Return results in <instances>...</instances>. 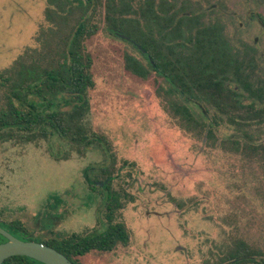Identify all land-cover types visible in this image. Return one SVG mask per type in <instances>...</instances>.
Listing matches in <instances>:
<instances>
[{"label": "rangeland", "instance_id": "obj_1", "mask_svg": "<svg viewBox=\"0 0 264 264\" xmlns=\"http://www.w3.org/2000/svg\"><path fill=\"white\" fill-rule=\"evenodd\" d=\"M185 1L217 23L240 54L253 56L264 81V0ZM47 6L48 0H0V70L39 46ZM97 7L101 28L88 44L95 86L83 122L89 132L106 135L117 155L112 188L132 199L123 200L115 220L127 226L130 240L88 252L78 263L216 264L245 240L261 251L247 264H264V155L210 146L204 130L184 129L151 83L125 68L126 53L146 60L107 31L103 0ZM187 104L203 119L197 104ZM236 133L226 125L217 131L220 138ZM252 133L264 142V121ZM110 164L99 143L77 146L58 136L0 141V225L20 221L38 240L103 229L106 193L92 191L84 171L93 167L89 177L99 186L100 167Z\"/></svg>", "mask_w": 264, "mask_h": 264}, {"label": "trees", "instance_id": "obj_2", "mask_svg": "<svg viewBox=\"0 0 264 264\" xmlns=\"http://www.w3.org/2000/svg\"><path fill=\"white\" fill-rule=\"evenodd\" d=\"M101 1L48 0V27L37 37L39 46L25 49L0 70V141L37 142L58 136L77 146L99 143L110 153L112 164L100 167L103 185L90 180L88 170L93 167L84 171L89 188L106 193V226L48 242L76 264L79 256L110 251L118 242L130 240L127 226L115 220L123 200L132 199L112 188L117 155L106 135L89 132L83 122L90 108L88 91L95 86L88 44L101 28L96 20ZM176 2L103 0L107 31L118 38L117 33L129 36L131 40L121 39L146 60L126 53L125 68L151 83L166 101L163 108L184 129L204 130L210 146L264 155V142H257L252 133L253 125L264 121V81L255 73L253 56L240 54L216 27L201 24L189 7H177ZM187 103L197 104L203 119L194 117ZM223 125L237 133L220 138L217 131ZM13 225L25 227L20 221ZM258 257L261 251L239 240L216 264H247ZM9 259L18 260L14 264H28L25 259L44 264L23 255Z\"/></svg>", "mask_w": 264, "mask_h": 264}, {"label": "water", "instance_id": "obj_3", "mask_svg": "<svg viewBox=\"0 0 264 264\" xmlns=\"http://www.w3.org/2000/svg\"><path fill=\"white\" fill-rule=\"evenodd\" d=\"M121 38L131 40L123 33H117ZM103 185L102 182H98ZM0 234L5 236L8 241L0 243V264L7 258L14 255H23L35 259L44 264H75L62 252L54 247L36 241H24L9 233L0 226Z\"/></svg>", "mask_w": 264, "mask_h": 264}, {"label": "flooded vegetation", "instance_id": "obj_4", "mask_svg": "<svg viewBox=\"0 0 264 264\" xmlns=\"http://www.w3.org/2000/svg\"><path fill=\"white\" fill-rule=\"evenodd\" d=\"M176 6L177 7H187V8L189 7L188 6V2H186L185 0H177ZM189 10L193 14V16H195L196 18L199 19L201 24L202 23L203 24H210V25L216 27L220 31V33L223 35L222 28L217 23H208V21L205 19L204 15L202 13L195 12L191 7H189ZM259 18H260V16H259ZM223 37H224V35H223ZM0 226L3 227L4 229H6L13 236H15V237H17V238H19L21 240H24V241H36V242H41V243L48 244V242H51L53 240L61 239L60 237H56L55 236L56 234H54V235L50 234L49 236L45 237L44 239L38 240V239H35L32 235H30V233H29V231L27 230L26 227L17 228L16 226L13 225V223H10V225H8V226H2V225H0ZM0 235H1L0 236V243H4V242L8 241V239L5 236H3L2 234H0ZM16 262H18V260H14V259L13 260L12 259L8 260V258H7L1 264H14ZM25 262L28 263V264H38V263L32 262L30 260H26V259H25Z\"/></svg>", "mask_w": 264, "mask_h": 264}]
</instances>
